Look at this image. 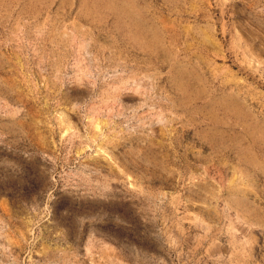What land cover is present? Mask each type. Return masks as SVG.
I'll use <instances>...</instances> for the list:
<instances>
[{
    "label": "rangeland",
    "instance_id": "obj_1",
    "mask_svg": "<svg viewBox=\"0 0 264 264\" xmlns=\"http://www.w3.org/2000/svg\"><path fill=\"white\" fill-rule=\"evenodd\" d=\"M0 264H264V0H0Z\"/></svg>",
    "mask_w": 264,
    "mask_h": 264
}]
</instances>
